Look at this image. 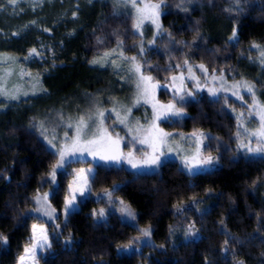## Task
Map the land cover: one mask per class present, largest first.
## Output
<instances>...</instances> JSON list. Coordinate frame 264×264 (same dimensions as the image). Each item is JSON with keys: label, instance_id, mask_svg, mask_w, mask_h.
Instances as JSON below:
<instances>
[{"label": "trees", "instance_id": "trees-1", "mask_svg": "<svg viewBox=\"0 0 264 264\" xmlns=\"http://www.w3.org/2000/svg\"><path fill=\"white\" fill-rule=\"evenodd\" d=\"M12 5L0 0V54L13 57L10 64L39 79L53 102L74 96L73 90L105 86L106 74H96L88 67L90 61L117 44L130 45L131 51L138 40L134 16L115 12L109 0H76V7L54 4L45 10L48 5L41 14L36 8L28 16ZM160 19L162 46L146 50L140 61L154 80L168 79L187 60L216 72L237 68L236 77L243 75L255 81V90H264V67L252 47L264 50V0H241L239 6L235 0H164ZM33 20L36 26L28 24ZM233 29L237 38L229 40ZM33 48L39 54L29 56ZM226 104L243 106L233 98L201 93L183 105L184 117L162 122L167 130H199L214 138L204 144L205 153L219 161L210 171L187 173L175 160L148 173L96 165L91 189L114 188L135 211L134 224L115 213L97 219L93 212L99 202L89 196L63 215L65 184L80 162L67 164L49 198L57 212L55 220L45 224L51 248L39 252L38 261L264 264V158L236 153L237 123ZM13 111H0V235L8 237L7 244L0 243V264H16L29 244L31 225L41 222L33 214L34 197L52 188L50 173L57 161L37 132L27 129L31 112ZM146 226L151 243L131 253L118 251Z\"/></svg>", "mask_w": 264, "mask_h": 264}, {"label": "rangeland", "instance_id": "rangeland-1", "mask_svg": "<svg viewBox=\"0 0 264 264\" xmlns=\"http://www.w3.org/2000/svg\"><path fill=\"white\" fill-rule=\"evenodd\" d=\"M79 1H82L83 3H88V2H96L98 0H79ZM109 1L113 4V9L115 10V12L131 13L134 16V23H135V11L130 6H127L124 3H120L118 5L116 3V0H109ZM151 2L160 3L157 0H151ZM20 4L21 7L19 8ZM54 4H60L66 7H69L72 4L73 7H76V0L74 1L73 0H19V2L14 5L18 6L15 9H19V11L23 12V14L27 15L28 13H32V11H35L37 9L39 10V14H41L40 10L44 6L50 5L49 8L45 9V10H50ZM11 6L13 5L11 4ZM5 9L9 10L7 8ZM45 10L43 11V14L50 15V12L48 11L46 12ZM38 17L40 16H37L36 18L38 19ZM160 18L161 15L159 17V23L161 25ZM28 24H30L31 26H36V23H32V22ZM161 30H162L161 33L157 34V29L155 25L145 22V24L143 25L142 29L139 32L135 30L136 33L138 34V40L133 45L131 44V51L127 49L130 45L117 44L111 49L105 51V52L113 53L111 56L104 58V60H106L107 62H104V60H102L101 63L99 64H94V63L88 64V67L95 70L96 74H103V75L106 74L104 75L106 79L105 86L101 85L92 90H84V89L73 90L74 96L71 95L69 96V98H63L60 100L58 99L56 102H53L48 90H45L43 88V85L41 84L40 80L34 77V75L30 76L28 74H24L23 71H20V69L10 64V61L8 63L0 62V85H1L0 87L6 88L10 94L9 96H0V105L2 106L0 108L1 113L2 111H5L4 113H6L7 111L12 112L14 109L13 113L14 115H17L19 114V108L29 110L31 112V115L28 116L27 129L33 128L40 136L42 141L45 143L47 148L51 149L56 153L57 161L55 165H57L58 161L60 160L59 149L62 148L66 143L70 145L71 138L75 136V129L74 127L73 128L68 127L69 124H75L77 117L81 115H85L86 113H95L97 110L103 111L105 109H113V108L116 109V112H118L121 117L128 115L127 126L124 125L117 126L115 128V131L113 132V135H115V133L118 132L121 137L126 138L120 144L119 150L125 155L129 151H132L136 158V162H138L142 158L143 153L151 152V149L147 145H140V144L134 145L131 142V136L135 133L134 132L129 133L128 128L130 127L135 129L137 127V122H138L139 125H143L144 128L147 129L153 120L152 103L159 102V104L166 105L173 102L174 100H177L178 95L180 94L185 95L186 102L195 99L201 93H205L211 98H219V97L233 98L237 100V102H239L240 104H243V106L240 107L239 109L226 104V108L236 119V123H237L236 132L238 130H240L241 132L243 131L242 129H238L237 117L241 112L245 113V116L242 117L241 119L245 121L247 127L249 128L257 127L258 126L257 118L252 117L251 121H249V117L247 115L248 113L247 104H250L252 102L251 96L242 88L239 89V91L240 94L243 96V100H240L236 96H233L231 91H227V92L221 91L216 96H213L208 91L209 88L219 89L222 83L224 84L225 87H228L238 81L239 82L246 81L250 84H254L256 88L255 81L246 78L243 75H239L237 77L235 76V73L239 72L237 68H234L233 71L226 73L225 71L216 72L214 70H209V68L205 65V67L208 69V73L205 74L204 72H202L201 70L195 67L196 65L202 63L188 62V64L185 65L184 61H182L183 63L181 64V66L177 67V71L174 72L168 79L164 81H156L152 79L151 83L158 84L159 86L152 90L153 99L151 100V102L144 103L142 100L139 104L136 103L138 96V90L135 86L137 76L128 71V69L132 66L133 62L131 60L124 59V57L135 56L136 62L140 63L141 58L146 50L150 48L162 46V43L158 44L159 39H161L164 34L162 25H161ZM153 40L154 43L152 42ZM141 47H143L144 49L143 52L140 51ZM260 48H255L256 50H258L259 55L261 50ZM113 50L115 51L113 52ZM105 52H103L96 59H100L104 57ZM255 59L258 63L261 64L260 58L258 60L257 58ZM248 60L249 58L247 59V61ZM117 65H119V67H117ZM189 65L192 66L193 74L198 79H189V75H190L188 72ZM261 66L264 67V64H261ZM144 75L150 76L146 73H144ZM213 75L217 77L222 76L223 81H221L220 79L213 80L212 79ZM172 76H176L177 79L173 81ZM197 83L199 84V88H197ZM8 88L10 90H8ZM180 88H183L182 93L177 92V89ZM188 92H192L193 96L191 97L187 96L186 94ZM24 93H27V95H25ZM255 95L259 101L264 102V90H255ZM11 96H17L18 98L12 99L10 98ZM186 102L177 103V107L182 108L184 111L183 116L170 117L167 120L162 119L157 122L159 124V128L163 129L164 132L172 133V136L167 139L166 144L162 148L164 155L160 157V163L158 165H145L139 168H132L131 165L126 162V160H122L119 163L115 161H104L99 158V155L95 159H93V156L89 155L88 152H84L83 154L77 152L75 155L66 156L65 163L63 164V166L56 169L54 182L51 175L53 169L51 170L50 179L52 182V188H48L47 190L40 191L34 197L35 205L33 208V212H34L33 214L35 215L37 220H41V222L35 221L33 224H36L37 226H43L46 229L45 224L47 222L51 223L55 220L57 216V212L54 211L53 217L49 218L44 214V209L42 208V205L47 207V210L49 211L54 209L49 201L50 200L49 198L53 193L52 190L53 187H55V185H57L58 183L56 180V176L69 163L80 162L78 166L75 169H73L70 177L68 178L65 184L66 190H65V196L63 198V207H62L63 215H65L64 212L65 198L70 194L69 185L73 184L74 187L76 186L74 184V181L76 180L77 174L79 173L80 169H92V172L88 174L90 191L86 192L83 197H81L77 193L76 204L72 210L78 209L80 205L79 203L80 200H82L86 196H89L96 203L99 202L98 206L95 207L94 212L98 213L100 209L105 210V214L103 217H100L99 215H94L97 217V219H104L109 213L111 214L115 213L119 216V218L123 222L131 223V224L135 223V219H136L135 211L126 201L122 200L115 194L114 188H105V189L103 188L99 190L91 189V183L96 165H103L105 167H122L131 170L133 172H140V173L157 171L160 168V166L168 160L177 161L180 167L187 173L210 171L215 167H217L219 164L218 159H216L211 165H204L195 170L190 171L187 167H185L183 158L192 155L197 145L193 139H182L181 134H183L184 136H188V134H191L192 132L167 130L165 129V127L162 126L163 121L177 120L184 117L186 115V111L183 105ZM245 102H247V104ZM128 109H131L130 114L127 113ZM108 115L109 113L106 112V117ZM61 116L63 117V119H61ZM115 120H116V113H111V118L105 119V127H108L109 131H113L111 125ZM196 132H203V131L196 130ZM236 132L234 133V141H235L234 149L236 153L245 157H254V158L261 157L259 155L254 156L251 154H246L243 150L238 149L237 145L239 143V139H244V136L242 135L238 139L236 137ZM65 133L68 134L67 137L65 136ZM49 141H52L53 144L56 145V147L55 148L52 147V145L49 144ZM204 144H205V140H204ZM252 146H255L254 138H253ZM169 148H173L176 150L170 152L168 150ZM201 153L202 155H208L204 151V146L201 148ZM103 154L105 153L101 151L100 155ZM212 156L216 157V155H212ZM86 161L89 163H85ZM106 191L111 193V197L105 194ZM45 193H48L47 201L45 202L43 199H41V202L37 203L36 197L39 195L42 198ZM121 201H123L124 205H127L130 208V210L134 213V217H129L126 213L121 212V208L123 207V205L120 203ZM37 209H41V211H36ZM32 225H31V237H32ZM144 229H150V227L146 226L141 228L140 234L133 236L130 243L127 244L128 247H125L126 245L120 246L118 248V251L120 253H131L133 251L138 250L142 245L151 243L152 236L151 235L148 237L143 236L142 230ZM137 237H139L140 239L137 240ZM30 244H31V240L27 246H30ZM38 264L41 263L38 261Z\"/></svg>", "mask_w": 264, "mask_h": 264}, {"label": "snow or ice", "instance_id": "snow-or-ice-1", "mask_svg": "<svg viewBox=\"0 0 264 264\" xmlns=\"http://www.w3.org/2000/svg\"><path fill=\"white\" fill-rule=\"evenodd\" d=\"M19 0H8L10 4H16ZM164 0H160V3H153L151 0H116V3L119 5L120 3H124L127 6H130L135 11V23L133 24V28L138 32L142 29L145 22L151 23L155 25L157 29V34L161 33V25L159 23V17L161 15V7L163 5ZM183 2V0H182ZM241 0H235V4L239 6ZM179 7V5H177ZM186 10V9H184ZM242 10V9H238ZM75 15V13H73ZM32 23H35L34 21ZM18 33H13L16 35ZM142 34V33H141ZM237 32L233 29L232 35L229 37V40H236ZM154 43V40L152 41ZM252 47L260 48V45L253 44ZM115 50H113L114 52ZM141 52L144 51L143 47L140 49ZM36 54L37 50L35 48L31 49L29 52V56ZM112 52H105L104 57L100 59H94L90 61V63L99 64L104 58L111 56ZM122 55V53H121ZM28 57H25L27 59ZM14 58L7 54H0V62L7 63L12 61ZM126 60H131L133 62L132 66L128 69L130 73H133L137 76L136 80V88L138 90V96L136 103L139 104L142 100L144 103H149L153 99L152 90L158 87V84H152V77L144 75L142 71V65L136 62V57H124ZM104 62H107L104 60ZM260 62L264 64V50L260 51ZM184 64L187 65L188 61L185 60ZM119 67V65H117ZM179 67V65H177ZM205 74L208 73V69L203 64H199L195 66ZM189 79H198L193 74V68L191 65L188 66ZM23 74V73H22ZM177 79L176 76H172V80L175 81ZM213 80L220 79L223 81V77H217L215 75L212 76ZM197 88H199V84L197 83ZM243 89L248 94H250L252 102L247 104L248 107V117L249 121H251L252 117L257 118L258 126L255 128H249L246 126L245 121L241 119L245 116L244 112L239 113L238 119V129H242L241 132L238 130L236 132V137L239 139L242 135L244 139H239V143L237 145L238 149L243 150L246 154L251 155H259L261 158H264V102H261L257 99L255 95V85L250 84L246 81L244 82H235L232 85L225 87L224 84H221L219 89L217 88H209L208 91L216 96L221 91H231L233 96H236L238 99L243 100V96L240 94L239 89ZM178 93L183 92V88L177 89ZM27 95V93H24ZM9 92L6 88L0 87V96H9ZM187 96H193L192 92H188ZM12 99H17V96H11ZM186 102V97L183 94L178 95V99L174 100L169 104H159V102L152 103L153 108V120L150 126L145 129L143 125H139L137 122V127L135 129L128 128L129 133H135L131 136V142L140 145H147L151 152H144L142 158L136 162V158L132 151H129L126 155L119 150L120 144L126 139L125 137H121L118 132L113 135L115 128L120 125L127 126L128 115L121 117L116 109H105L103 111L97 110L95 113H86L85 115H81L77 117L75 124H69L68 127L75 129V136L71 138V144H65L62 148L59 149L60 160L57 165L53 167L52 170V179L55 181L56 169L62 167L65 163V158L68 155H75L77 152L83 154L84 152H88L89 155L93 156L95 159L98 155L101 160L104 161H115L119 163L122 160H126L128 164L131 165L132 168H139L145 165H158L160 163V157L164 155L162 151L163 146L166 144L167 139L172 136V133L164 132L163 129L159 128L158 121L164 119L167 120L170 117H181L184 115V111L182 108L177 107V103ZM106 112L109 115L106 117ZM111 113H116V120L111 125L113 131H109L108 127H105V119L111 118ZM127 113H131V109L127 110ZM61 119L63 117L61 116ZM142 134V135H141ZM67 133L65 136L67 137ZM182 139H193L196 143V149L190 156H186L183 158L185 167H187L190 171L195 170L204 165H211L217 158L212 156L211 154L202 155L201 148L204 146L205 139H214L213 137L206 136L203 132H192L188 134V136H184L181 134ZM253 138L255 139V146H252ZM247 141V142H245ZM49 144L52 147H56L52 141H49ZM170 152L175 151L176 149L169 148ZM104 152L105 154L100 155V152ZM92 172V169H80L77 174L76 180L74 181L75 187L73 184L69 185V195L65 198L64 202V212L67 214L70 210H72L76 204L77 193L83 197L86 192L90 191L88 174ZM106 195L111 197L110 192H105ZM48 193H45L41 198L39 195L36 197L37 203L41 202L43 199L45 202L47 201ZM123 207L121 208L122 213H126L129 217H134V213L130 210L127 205L123 204V201L120 202ZM44 209V214L49 218L53 217L54 209L47 210V207L42 205ZM36 211H41V209H37ZM105 214L104 209H100L98 213L93 212V215H99L103 217ZM56 227H59L58 225ZM143 236L148 237L151 235L150 229L142 230ZM189 233H191V228L189 229ZM70 239V238H69ZM140 239L137 237V240ZM0 243L7 244L8 237L4 235H0ZM227 243V241L225 242ZM125 247H128L127 245ZM51 248V242L49 240L47 230L43 226H37L36 224L32 225V237L30 246H25L23 254L18 257L17 264H38V255L39 252H42L46 249ZM242 264V262H241Z\"/></svg>", "mask_w": 264, "mask_h": 264}]
</instances>
